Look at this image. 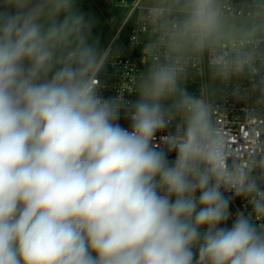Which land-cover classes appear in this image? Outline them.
Wrapping results in <instances>:
<instances>
[{
  "label": "clouds",
  "instance_id": "9594fccd",
  "mask_svg": "<svg viewBox=\"0 0 264 264\" xmlns=\"http://www.w3.org/2000/svg\"><path fill=\"white\" fill-rule=\"evenodd\" d=\"M148 18L146 71L104 98L112 53L76 0H0V264H264V141L237 158L210 85L183 87L206 56L210 81L264 97V0L241 22L224 0H154ZM234 198L248 210L223 227Z\"/></svg>",
  "mask_w": 264,
  "mask_h": 264
},
{
  "label": "built area",
  "instance_id": "2783aa9c",
  "mask_svg": "<svg viewBox=\"0 0 264 264\" xmlns=\"http://www.w3.org/2000/svg\"><path fill=\"white\" fill-rule=\"evenodd\" d=\"M153 2L146 4L145 0H105L106 12L109 15H104L100 11L113 35L105 48L112 53L110 61L99 76L102 85L100 91L104 98L118 96L122 90L130 88L138 76L146 71L148 61L145 60L142 49L146 43L157 40L159 36V33L153 31L148 18V9ZM224 3L226 15L236 22H241L247 18L253 0H224ZM114 47L119 51L113 53ZM163 51L161 48L157 53L161 60H163ZM188 75L183 87L195 96L200 95L203 84L210 85L209 100L213 105L215 123L236 157L246 160L253 155L257 150L258 142L264 141V97L260 92L252 90L245 80L243 83L249 87V93L243 98L230 95L229 90L237 81L229 84L210 81L206 56L199 64L190 65ZM124 97L128 101H136L138 94L135 91H125ZM252 113L257 115L254 117ZM118 122L130 130V118H126L123 111ZM175 123L174 121L169 129L164 133H158L157 136L174 131ZM168 158L174 160L175 153H169ZM225 195L231 196L232 193L225 192ZM229 210L232 215L221 225L223 227H231L238 211L248 210L246 201L234 198Z\"/></svg>",
  "mask_w": 264,
  "mask_h": 264
},
{
  "label": "rangeland",
  "instance_id": "374dc122",
  "mask_svg": "<svg viewBox=\"0 0 264 264\" xmlns=\"http://www.w3.org/2000/svg\"><path fill=\"white\" fill-rule=\"evenodd\" d=\"M153 0H145L146 4H151ZM154 3V2H153ZM77 10L85 14L86 18L91 19L93 22L91 37L98 44L101 50H105L112 38V30L106 26L105 20L101 15L98 6L93 2H88L86 6H80ZM117 47H114L113 53L118 52Z\"/></svg>",
  "mask_w": 264,
  "mask_h": 264
},
{
  "label": "trees",
  "instance_id": "16d2710c",
  "mask_svg": "<svg viewBox=\"0 0 264 264\" xmlns=\"http://www.w3.org/2000/svg\"><path fill=\"white\" fill-rule=\"evenodd\" d=\"M88 2H93L95 3L98 8L104 13V15H109L106 12V4H105V0H76V8L80 7V6H86V4Z\"/></svg>",
  "mask_w": 264,
  "mask_h": 264
}]
</instances>
